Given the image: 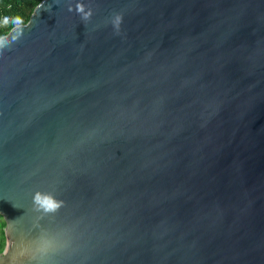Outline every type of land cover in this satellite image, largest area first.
I'll use <instances>...</instances> for the list:
<instances>
[{
  "label": "water",
  "instance_id": "1",
  "mask_svg": "<svg viewBox=\"0 0 264 264\" xmlns=\"http://www.w3.org/2000/svg\"><path fill=\"white\" fill-rule=\"evenodd\" d=\"M0 40V264H264V0H42Z\"/></svg>",
  "mask_w": 264,
  "mask_h": 264
},
{
  "label": "trees",
  "instance_id": "2",
  "mask_svg": "<svg viewBox=\"0 0 264 264\" xmlns=\"http://www.w3.org/2000/svg\"><path fill=\"white\" fill-rule=\"evenodd\" d=\"M42 0H0V37L7 34L9 30L17 25L19 19L24 24L29 20L35 7ZM5 244L4 235L0 240V250Z\"/></svg>",
  "mask_w": 264,
  "mask_h": 264
},
{
  "label": "clouds",
  "instance_id": "3",
  "mask_svg": "<svg viewBox=\"0 0 264 264\" xmlns=\"http://www.w3.org/2000/svg\"><path fill=\"white\" fill-rule=\"evenodd\" d=\"M73 8L71 5L69 6V11H72ZM79 14L82 15L83 19H88L90 16V12H85L84 6L82 4H77L76 9H75ZM119 17L116 18V23L118 25L119 23ZM15 23L20 24L22 21L17 19ZM4 46L3 41L0 40V48ZM34 204L37 207L38 210H43L45 213L48 212H55L57 211L61 206H62V201H58L57 199L54 198L52 194L49 193H41V192H36L34 194Z\"/></svg>",
  "mask_w": 264,
  "mask_h": 264
},
{
  "label": "rangeland",
  "instance_id": "4",
  "mask_svg": "<svg viewBox=\"0 0 264 264\" xmlns=\"http://www.w3.org/2000/svg\"><path fill=\"white\" fill-rule=\"evenodd\" d=\"M3 235H4V222L3 219L0 217V240H2ZM4 240H5V236H4Z\"/></svg>",
  "mask_w": 264,
  "mask_h": 264
},
{
  "label": "flooded vegetation",
  "instance_id": "5",
  "mask_svg": "<svg viewBox=\"0 0 264 264\" xmlns=\"http://www.w3.org/2000/svg\"><path fill=\"white\" fill-rule=\"evenodd\" d=\"M3 228V227H2Z\"/></svg>",
  "mask_w": 264,
  "mask_h": 264
}]
</instances>
